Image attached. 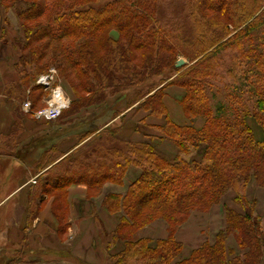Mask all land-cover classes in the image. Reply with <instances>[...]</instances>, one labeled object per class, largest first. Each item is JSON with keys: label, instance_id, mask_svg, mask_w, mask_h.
<instances>
[{"label": "trees", "instance_id": "16d2710c", "mask_svg": "<svg viewBox=\"0 0 264 264\" xmlns=\"http://www.w3.org/2000/svg\"><path fill=\"white\" fill-rule=\"evenodd\" d=\"M157 2L0 0V45L9 41L11 16L24 33L14 63L20 79L7 90L9 101L23 102L32 87V107H41L45 90L35 84L36 78L52 66L76 95L62 117L71 108L91 104L102 92L105 103H112L135 84L156 78L146 87L147 94L156 84L158 89L138 107L162 120L151 128L177 149L171 157L150 142L121 139L123 125L93 129L84 137L93 136L89 143L38 179L30 196V224L40 213L38 201L52 194L53 213L60 233L65 232L72 184H86L89 191L106 183L124 185L133 169L137 176L126 191L105 200L111 212L122 213L108 249L117 240L125 242L118 254L108 253L111 264H264V216L259 200L248 195L252 184L264 189V37L258 32L264 28V0H201L195 4L196 34L190 38L180 24L159 16ZM199 10L204 20L197 17ZM113 30L119 31L117 39ZM49 51L52 56L46 60ZM180 54L189 56L191 64L176 66ZM173 75L177 77L169 84L184 89L179 100L184 114L190 120L204 118L201 127L180 125L170 117L165 88L159 86ZM134 102L126 100L116 115ZM26 116L22 106L16 108L15 132L22 131ZM249 118L261 128V139ZM52 149L39 170L62 156L56 145ZM230 192L240 209L226 205V226L214 242H205L178 261L184 248L176 237L179 228L192 212L211 211ZM159 219L167 223L166 238L153 242L140 237ZM231 237L235 247L228 245Z\"/></svg>", "mask_w": 264, "mask_h": 264}, {"label": "crops", "instance_id": "0c3cea01", "mask_svg": "<svg viewBox=\"0 0 264 264\" xmlns=\"http://www.w3.org/2000/svg\"><path fill=\"white\" fill-rule=\"evenodd\" d=\"M182 96L175 98L179 107L168 99L166 104L170 117L176 123L189 125L193 122L179 104ZM1 97L4 100H0V238L8 248L0 250V264H76V260L87 264H111L108 253L118 254L125 248V242L117 240L110 251L108 249L109 235L118 227L122 213L111 212L105 200L110 194L124 193L137 172L130 170L124 185L106 183L98 191H89L83 183L72 184L66 201L65 224L68 223V229L63 233H60V222L53 213L55 197L52 194H46L44 201H38L40 213L30 224V196L38 179L47 176L60 160L91 139H77L78 128L74 123L65 125L60 120L43 122L31 115L23 119L22 131L15 132L13 107L7 98ZM134 111V107L124 111L126 118L130 119L118 136L126 140L147 141L139 136L147 133L138 130L140 118H136ZM114 120L115 117L96 128L97 132ZM203 124L201 117L194 123L197 127ZM166 139L163 137L162 141ZM55 145L62 156L39 170L42 158L51 156ZM218 206L209 212H192L188 221L179 228L176 237L184 248L178 261L188 258L205 242H214L216 234L225 228V209ZM206 233L208 239L205 238ZM167 236L168 226L162 219L154 221L140 233V237L150 238L153 242Z\"/></svg>", "mask_w": 264, "mask_h": 264}, {"label": "rangeland", "instance_id": "374dc122", "mask_svg": "<svg viewBox=\"0 0 264 264\" xmlns=\"http://www.w3.org/2000/svg\"><path fill=\"white\" fill-rule=\"evenodd\" d=\"M157 1H158L157 4H158L159 16L163 20H167L171 23L180 24L183 29L182 31L186 34H190L189 38L190 36H193V34L194 35L196 34V24L194 23L195 19H193L192 16L194 15V13L195 14L197 13L195 11V4L198 5L199 2L201 3V0H157ZM197 17H199V19L202 20L205 19L201 10L198 11ZM10 20L12 21V25H10V34L8 38L9 41H3L0 45V100L1 99L4 100V98H2L1 96H4L5 98H7V100H9L8 97L6 96L7 90L11 88L12 85L18 82L20 79V74L15 70L14 63L16 62L17 57L19 55V42L24 37V33L20 29V22L17 20L15 16H11ZM263 31L264 28H261L258 31L259 37H261L262 39L264 37ZM111 35L113 36V38L117 39L120 34L118 30H113ZM51 56H52V51H49V54L45 57V59L50 60ZM181 61H185V63L179 65ZM189 63H190V57L186 56L185 54H180L178 56V61L176 62V66L182 67ZM41 74L37 75L35 84H37V79ZM176 77L177 75H173L172 77L167 76L166 80L163 83H161L159 87L163 86L165 88L164 102L166 103V99H168V101L170 100L171 103L179 107L178 104L175 103L176 100L175 98L181 97L182 93L184 92V89L178 85L169 84V82L175 80ZM154 81H157V79L156 78L152 79L151 77L149 78V80H146L143 83L135 84V86L129 88L118 100L108 104H106L105 99H103L105 92L104 93L102 92L96 96H93L92 100L94 101L91 104L84 105L80 109H77V107H75L74 109L71 108L72 110L70 109L71 111L69 110V112L66 113L59 120L65 125L72 123L76 124L78 128L76 132L77 139L79 140L91 139L93 136H90L85 139L84 137L86 136L87 133H89L93 129L102 126L107 121L111 120L114 116L116 120L110 123L108 127L114 125H119V126L123 125L124 127V125H127L130 118H126V114H123L125 110H123L122 113H119L117 115L116 112L124 108L126 100H128V103H130L131 101H135L131 107H134L135 109L134 111L135 113L133 114L136 116V118H140L137 123V126L140 127L139 130H141V132L147 133L144 136L143 135H139V136L142 137V139L147 140L145 142L148 143L150 142L154 144L158 150L172 157L177 153V149L175 152L176 147L173 144V142L169 139L168 140L166 139L167 142L162 141V135L156 132L155 130H153L150 126L151 124L160 122L162 120L158 119L155 116H151L149 111H146L145 109L138 107V105L141 102H144V100H146L149 95L153 94L158 89L157 88L158 86L156 84L154 85L156 88H154L151 93L147 94L148 91L146 90L147 89L146 87H148V85ZM58 82L63 85L66 93L74 101L76 99V95L69 81L66 78L61 77L59 74ZM31 89L32 87H29L27 89L28 92L24 101H26L27 99L32 101ZM49 94H50V90L45 91V96L41 101V104H44V101L49 96ZM136 97H138L137 100H135ZM24 101L21 102L24 103ZM21 102L9 101L10 105L13 107V115L15 114L16 108L21 109V106L23 105V104L21 105ZM166 106L168 108L167 104ZM142 119H145V121L143 120V123H140ZM196 119H200V117H197L194 120H190V119L189 120L193 122L192 124H194ZM249 124L256 131L258 138L261 139L263 135H262V130L258 126V124L253 119L250 118H249ZM129 125L131 126L132 122L129 123ZM168 141L169 143H172L175 148L172 146V144H169ZM87 143H85L80 148H83ZM200 155L201 152L194 155L193 157L199 158ZM248 195L250 198L256 197L259 200L258 210L260 214L264 216V189L257 187L255 184H252L248 190ZM234 197L235 194L233 192L228 193L226 197L222 200V202L218 204L220 205L218 207L224 210L225 206L229 205L239 210L240 208L235 204L233 200ZM262 221L264 223V217ZM205 238L208 239V233L205 234ZM228 245L232 247L236 246V242L233 237H231L228 240ZM7 248L8 246L4 244V240L1 237L0 250Z\"/></svg>", "mask_w": 264, "mask_h": 264}, {"label": "built area", "instance_id": "2783aa9c", "mask_svg": "<svg viewBox=\"0 0 264 264\" xmlns=\"http://www.w3.org/2000/svg\"><path fill=\"white\" fill-rule=\"evenodd\" d=\"M57 80L58 69L56 67H51L48 72L41 74L37 83L43 86L46 91L50 90L49 96L45 99L44 105L37 109H33L32 101L27 99L23 104V109L41 121L57 120L72 102L70 96Z\"/></svg>", "mask_w": 264, "mask_h": 264}, {"label": "water", "instance_id": "95a60500", "mask_svg": "<svg viewBox=\"0 0 264 264\" xmlns=\"http://www.w3.org/2000/svg\"><path fill=\"white\" fill-rule=\"evenodd\" d=\"M185 63V61H181L180 63H179V65H182V64H184Z\"/></svg>", "mask_w": 264, "mask_h": 264}]
</instances>
